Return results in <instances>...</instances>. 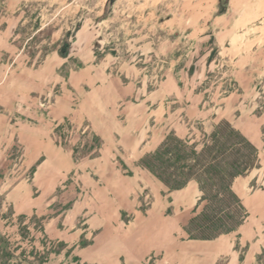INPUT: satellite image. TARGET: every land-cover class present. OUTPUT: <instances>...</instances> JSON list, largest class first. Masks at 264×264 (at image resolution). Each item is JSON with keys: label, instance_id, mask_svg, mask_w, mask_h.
Masks as SVG:
<instances>
[{"label": "rangeland", "instance_id": "obj_1", "mask_svg": "<svg viewBox=\"0 0 264 264\" xmlns=\"http://www.w3.org/2000/svg\"><path fill=\"white\" fill-rule=\"evenodd\" d=\"M221 122L255 149L235 199L143 169ZM0 236L6 264H264V0H0Z\"/></svg>", "mask_w": 264, "mask_h": 264}, {"label": "trees", "instance_id": "obj_2", "mask_svg": "<svg viewBox=\"0 0 264 264\" xmlns=\"http://www.w3.org/2000/svg\"><path fill=\"white\" fill-rule=\"evenodd\" d=\"M173 141V144H168ZM170 145V146H169ZM182 143L175 139H166L160 147L151 155H148L142 162L143 169L150 173L170 192L181 190L185 187L186 177L190 178L195 175L196 168L203 170L201 172L205 181L202 182V197L199 199L200 204L203 202H224L226 198L235 199L231 193L230 182L236 177L246 172L250 166V160L255 156V149L250 143L241 137L238 131L234 130L228 123L221 122L214 130L207 144L200 153L196 152V146H188L187 142ZM245 151L244 156L242 152ZM230 160V161H229ZM227 161V164L225 163ZM228 162H231L230 164ZM178 168L179 176L176 178L171 170L174 166ZM226 166L227 169H224ZM186 174L184 175V173ZM183 180V181H182ZM199 184L201 181H198ZM210 184V185H209ZM223 199V200H222ZM222 200V201H221ZM206 208L200 216L189 222L194 224L199 218H204L207 228L200 226L195 232L185 229L184 232L192 241H208L219 234L209 233L218 225L225 227L220 220H217L216 214L206 215ZM196 227V226H194ZM203 229V230H202ZM226 229L225 233H230ZM194 233H197L196 235ZM13 251L10 249L7 241L0 236V264H6V261L12 258ZM46 259L42 260V264Z\"/></svg>", "mask_w": 264, "mask_h": 264}]
</instances>
